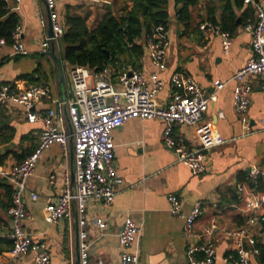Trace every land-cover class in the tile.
I'll return each instance as SVG.
<instances>
[{"label":"crops","instance_id":"crops-1","mask_svg":"<svg viewBox=\"0 0 264 264\" xmlns=\"http://www.w3.org/2000/svg\"><path fill=\"white\" fill-rule=\"evenodd\" d=\"M6 1L9 10L17 12L21 18L22 39L28 53H15L9 42L0 44V83L29 87L35 84L34 79L45 78L53 87L54 98L62 100L63 93L70 98L68 70L72 66L61 59L60 43L56 45V53L65 75L64 91L58 65L50 53L52 48L49 52L42 51L44 29L39 20L40 16L48 14L46 0H22L17 7L14 0ZM224 4L221 0H198L189 8L187 23L180 20L177 14L183 4L169 0L168 63L160 72L164 86L158 93V100L161 103L168 100L172 91L170 77L176 71L193 77L207 93L216 89L217 81L225 82L198 124H185L176 130L183 133L191 149L202 147L216 134H221L225 142L210 146L206 169L200 174H193L187 165L178 161L176 153L164 145L163 119L131 118L114 129L118 194L111 206H104L97 198H90L87 202L91 264H122L124 248L119 233L127 217L133 218L141 228L139 240L132 248L138 255L139 264H189L188 247L193 244L200 246L207 241L216 245L214 264H235V241L226 230L248 225L249 217L256 213L246 208L245 196L247 192L258 194L264 191V91L260 78L252 76L248 117L253 131L247 132L233 104V76L253 55L251 33L246 25L255 20V10L253 5L242 0H229L228 8ZM57 5L62 20L68 13L81 15L87 18L89 28L93 29L108 11L122 14L126 8L132 7L133 1L57 0ZM224 14L223 19L229 28L227 31L232 36L228 52L223 49L219 33L209 28L206 31L200 29L202 22L211 20V17L219 20ZM140 69H153L146 49ZM57 105L53 100H43L34 110L43 111L53 106L64 110V106L59 108ZM39 126L28 122L24 106L11 104L0 107V154L14 150L20 155L29 153L38 144ZM64 126L70 131L67 120ZM71 145L72 141L66 152L58 143L44 149L23 194L31 214L25 229L36 242L44 244L50 255V264H80V227L75 203L70 219L51 223L44 217L46 204L57 199L65 182H69L71 187L74 185L75 159L71 154ZM21 160L11 153L1 165L9 167ZM254 167L262 169L257 180L250 176ZM52 175H55L54 180H51ZM241 186L246 190L242 191ZM32 192L38 195L36 200L32 198ZM169 194L181 199L185 214L202 201L203 213L195 223L194 238L184 235L185 219L170 210ZM4 196L5 186L0 184V215L8 221L6 227L1 222L0 234L9 236L11 217L8 209L1 204ZM258 211L263 212L264 206ZM97 218H103L106 226H97ZM212 224L216 228L209 234L207 230ZM250 233L260 249L259 253L252 254V264H264V225L250 228ZM10 251L0 255V264H30L35 258L33 252L14 256Z\"/></svg>","mask_w":264,"mask_h":264},{"label":"built area","instance_id":"built-area-1","mask_svg":"<svg viewBox=\"0 0 264 264\" xmlns=\"http://www.w3.org/2000/svg\"><path fill=\"white\" fill-rule=\"evenodd\" d=\"M21 1L14 0L16 7ZM243 1L253 5L255 10V20L246 25V29L251 33L253 55L233 76L235 81L233 104L246 131L252 132L248 117L253 90L250 80L252 76L260 78L264 91V0ZM46 3L48 14L40 16L39 21L44 29L42 51L49 52L53 43L56 45L60 43L65 26L59 14L57 0H46ZM48 24L52 27V34L47 31ZM208 28L221 35L223 49L228 52L231 33L212 20L200 24L202 31ZM22 36L23 27L19 23L11 34V45L15 53L27 54ZM144 42L153 66L152 70H128L122 67L118 76L113 79L110 68L102 72H93L87 66H72L68 70L72 94L66 100L54 98L53 87L48 82L32 84L29 87H19L12 83L0 85V107L11 104L24 106L28 114V122L40 124L39 141L34 150L12 166L0 165V178L8 181L14 189L12 204L8 208L11 217L9 237L14 241V247L10 251L12 255L19 256L33 252L35 258L30 264H50V255L45 250L44 244L36 242L25 229L26 220L31 214L23 198L27 181L34 174L45 148L58 143L66 152L72 141L71 147L75 159L74 185L71 187L69 182H65L66 185L57 199L46 204L44 217L51 223L70 219L73 215L72 206L75 203L80 227V264H91L87 202L90 198H97L104 206H111L118 194L116 184L119 178L115 169L117 146L113 138L114 129L123 126L131 118L163 119L164 145L175 152L178 161L187 165L193 174H200L206 169L209 147L225 142L221 134H216L202 147L191 149L183 133H177L176 130L185 124H198L208 110L210 102L216 100L217 91L226 83L217 81L216 89L212 93H207L193 77L182 71H176L170 77L172 91L169 98L165 103H161L158 100V93L163 88L164 81L160 72L168 63L169 31L163 25L157 26L151 33L145 34ZM6 43L5 38L0 39V44ZM43 100H53L59 108L64 106V110L61 111L53 106L47 110L35 111V106ZM66 120L70 131L64 126ZM261 173L260 167H254L250 176L253 180H257ZM54 178L55 175H52L51 180ZM240 189L246 190L244 186ZM31 194L36 200L38 195L35 192ZM168 200L172 213L185 219L184 235L194 238L195 223L203 213L202 201H198L193 209L185 214L180 198L169 194ZM244 200L246 208L256 214L249 217L247 226L226 230L235 241V264H252V254L259 253L260 249L256 245L255 237L250 233V228L259 224L264 225V211H258L264 206V191L258 194L247 192ZM96 224L101 228L106 226L103 218H97ZM215 228L216 225L212 224L207 232L212 234ZM140 232L139 224L133 218L127 217L119 233L124 248L121 255L122 264H139L138 255L132 251V248L139 240ZM187 258L189 264H214L215 242L207 241L200 246L190 245Z\"/></svg>","mask_w":264,"mask_h":264},{"label":"trees","instance_id":"trees-1","mask_svg":"<svg viewBox=\"0 0 264 264\" xmlns=\"http://www.w3.org/2000/svg\"><path fill=\"white\" fill-rule=\"evenodd\" d=\"M131 8H126L122 14L108 11L103 19L90 29L87 18L81 15L66 14L63 19L65 32L60 40L59 55L63 62L71 66H87L93 72H102L110 68L113 77L116 78L122 67L127 69H140L142 59L145 55V34L151 33L157 26L163 25L167 29L170 25V13L168 10L169 0H132ZM183 6L177 10L180 20L188 23L190 18V6L195 5L198 0H175ZM224 1V7H229V0ZM243 1V0H242ZM226 13V12H225ZM210 19L219 24L222 29L229 30L223 17ZM21 18L17 12H12L8 8L6 0H0V39L5 38L12 43L11 34L14 28L20 23ZM21 77L29 78L30 75ZM35 84L47 82L45 78L33 80ZM9 83L2 82L1 84ZM10 139V138H9ZM25 154L18 151H9L0 154V165L5 163L9 154H14L19 159H23L34 150ZM5 186V196L2 199V206L8 209L12 204L13 186L3 179L0 181ZM5 221L0 215V224ZM11 228V227H10ZM11 230V229H10ZM14 247V241L7 235L0 234V255L10 251Z\"/></svg>","mask_w":264,"mask_h":264},{"label":"water","instance_id":"water-1","mask_svg":"<svg viewBox=\"0 0 264 264\" xmlns=\"http://www.w3.org/2000/svg\"><path fill=\"white\" fill-rule=\"evenodd\" d=\"M49 32L50 34H52V27L51 25H49ZM51 55L54 57V59L56 60V63L58 65L59 68V74H60V83H61V87L64 91V87H65V75H64V71H63V67H62V63H61V59L58 56V54L56 53V44L53 43L52 44V49L50 51ZM132 74V72H130V75ZM67 98L65 97V94L63 93V100H66ZM71 154L74 158V152H73V148L71 147Z\"/></svg>","mask_w":264,"mask_h":264}]
</instances>
